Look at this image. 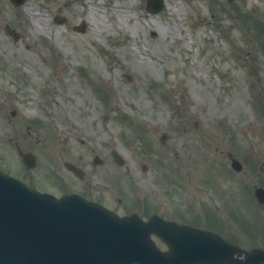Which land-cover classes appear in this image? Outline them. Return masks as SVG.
<instances>
[{"label": "rangeland", "instance_id": "obj_1", "mask_svg": "<svg viewBox=\"0 0 264 264\" xmlns=\"http://www.w3.org/2000/svg\"><path fill=\"white\" fill-rule=\"evenodd\" d=\"M146 2L26 0L15 7L0 0V163L21 170L6 139L29 127L36 178L52 175L61 153L89 162L91 182L109 171L106 159L116 150L137 183L165 186L183 167L224 188L264 185V48L252 37L264 28V0H163L155 13ZM56 14L65 22L56 23ZM81 21L85 30H73ZM227 151L242 172L230 169ZM94 154L104 164L95 165Z\"/></svg>", "mask_w": 264, "mask_h": 264}, {"label": "water", "instance_id": "obj_2", "mask_svg": "<svg viewBox=\"0 0 264 264\" xmlns=\"http://www.w3.org/2000/svg\"><path fill=\"white\" fill-rule=\"evenodd\" d=\"M70 197L56 199L39 194L0 172V264H82L91 252L82 241L86 237L83 229L88 226H91L89 229H100L101 232L95 235L101 238L97 244L105 246L109 230L126 226L104 209L97 207L89 211L93 207L80 198ZM88 212L100 214L99 225L94 220H91L93 225H89ZM192 234L204 238V242L216 241L215 237L204 232L192 231ZM198 243L201 241H194V244ZM232 251L229 248L219 259L193 248V256L188 259L191 264L229 261ZM95 253H101L99 246ZM102 255L109 256L110 252H102ZM137 259L129 263L141 264L142 260Z\"/></svg>", "mask_w": 264, "mask_h": 264}, {"label": "flooded vegetation", "instance_id": "obj_3", "mask_svg": "<svg viewBox=\"0 0 264 264\" xmlns=\"http://www.w3.org/2000/svg\"><path fill=\"white\" fill-rule=\"evenodd\" d=\"M16 114L17 112L14 111V115ZM27 129L26 134H16L14 146L15 148L19 147L24 152H33L32 133L29 127ZM18 177L33 187L36 186L38 181L32 174V170H28L24 166ZM83 178H85V173ZM83 178H80V185L70 186L57 184L54 185V189L77 191L87 198L102 202L121 215L136 212L144 220H148L151 216L157 215L160 217V220L156 218L154 229L149 233V236L160 250L165 251L169 249L168 244L160 235L165 231V223L163 221H175L212 230L221 235L225 240L238 243L243 248H250L255 245L264 247V240H259V244L249 242L247 245L241 241L242 238H246L245 236L247 234H240V229L245 226L250 227L245 220L247 218L254 217L257 219V217L264 216V203H259L255 199L251 198L253 201H250L244 197H230V200L233 202L230 203L228 198H226L225 209L223 208L220 212L214 213V207L213 203L210 202V197L200 198V200L205 202H199V198L195 197V202L191 204H187L186 202L181 203L180 198H178L179 202H166L158 195L159 192L154 190L133 186L119 187V185L111 187L97 186L92 183L89 184V182H82ZM199 204L203 206H198ZM216 209L219 210L218 207ZM230 226H232L231 230L229 229ZM233 227L239 232V238L236 237V232ZM173 233H176V231L173 230ZM247 236L249 241L254 240L250 235ZM155 263L160 264L159 262Z\"/></svg>", "mask_w": 264, "mask_h": 264}, {"label": "bare ground", "instance_id": "obj_4", "mask_svg": "<svg viewBox=\"0 0 264 264\" xmlns=\"http://www.w3.org/2000/svg\"><path fill=\"white\" fill-rule=\"evenodd\" d=\"M96 6H97V4H93V3H92L90 10L93 11L92 8H93V7H96ZM109 6L111 7V4H109ZM29 9H30V10H33V9H32V6L27 7V10H29ZM92 15H93V16H94V15H97V13H96L95 10L92 12ZM94 18H95V17H94ZM38 23H39V22H38ZM155 23H156V21H155ZM39 28H40V29H43V25H42V24H39Z\"/></svg>", "mask_w": 264, "mask_h": 264}]
</instances>
